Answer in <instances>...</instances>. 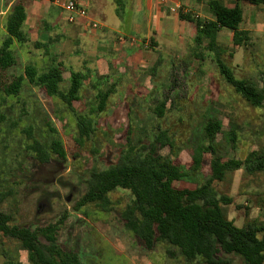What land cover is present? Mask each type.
<instances>
[{"label": "rangeland", "instance_id": "374dc122", "mask_svg": "<svg viewBox=\"0 0 264 264\" xmlns=\"http://www.w3.org/2000/svg\"><path fill=\"white\" fill-rule=\"evenodd\" d=\"M48 36L53 39L46 42L47 54L43 46L16 45V64L9 73L23 74L27 66L40 72L50 64V54H55L64 66L62 90L69 85L70 69L81 71L87 77L80 88V99L73 103L72 109L55 97H45L27 79L22 81L17 94L0 92V190L11 194L7 203L0 205V211L10 212L12 223L32 227L55 222L67 213L58 239L61 244L77 250L82 264H186L177 248L158 242L152 250H147L123 227L119 213L131 201L128 190L118 188L109 194L110 211H102L94 205L73 210L75 200L84 189V180L90 171L114 162L128 144L146 142L160 130H166L174 141L171 151L166 146L159 150L160 154H168L187 166L191 145L203 141L202 124L210 118H217L222 124L216 141L223 159H242L248 151L264 143V105H249L225 82L207 52L200 49L203 54L200 66L192 64L195 56L189 52L184 55L176 52L178 55L160 59L153 66L122 64V71L118 69L113 76L109 75V82L115 86L104 109L97 111V90L91 86L96 77L82 62L84 56L80 51L77 55L71 53L78 46L71 40H62L60 44L53 33ZM37 38L45 40L40 35ZM137 49L145 54L148 50ZM230 52L225 51L220 56L235 77L261 86L264 35L254 33L247 45L232 46ZM170 84L174 86L168 91ZM107 86L102 89L106 90ZM165 94L169 98L164 115L157 117L154 108ZM88 119L92 131L77 140L76 123ZM229 127L237 132L234 149L222 139V132ZM54 138L62 142L65 159L50 149ZM33 139L39 140L49 151L47 162L34 158V152L28 148ZM207 176L208 168L204 165L199 171L175 181L174 185L195 187ZM214 187L231 197L232 202L223 205V210L236 226L247 222L248 214L264 221L263 172L230 171L222 181L215 182ZM9 257L29 264L27 251L19 248L15 240L0 234V264ZM231 259L232 264H240L238 257Z\"/></svg>", "mask_w": 264, "mask_h": 264}, {"label": "trees", "instance_id": "16d2710c", "mask_svg": "<svg viewBox=\"0 0 264 264\" xmlns=\"http://www.w3.org/2000/svg\"><path fill=\"white\" fill-rule=\"evenodd\" d=\"M127 1L112 0L119 17L125 14ZM248 1L264 7V0ZM206 4L215 14V20H202L181 12L178 14L181 19L194 23L195 44L199 45L202 38H207V49L215 51L216 34L226 27L232 30L234 45H247L248 32L239 28L242 20L239 6L236 4L227 7L221 0H209ZM25 17L21 0L14 1L4 20L6 35L0 44V92L7 95L17 94L22 87V81L27 79L45 97H55L72 109L73 103L80 99V88L87 74L70 69L69 85L66 90H62L60 85L64 79V66L55 54H50V64L40 72L33 66H27L23 74L9 73V69L16 64L14 41H28L22 30ZM34 45L43 46L47 54V44ZM213 61L225 82L249 105H264V72L260 73L261 86H258L252 81L235 77L232 69L219 55ZM175 71V68L172 69V75ZM95 77L91 86L97 90L96 110L101 111L115 84L109 82V75ZM172 79L175 78L172 76ZM106 85L108 88L103 90L102 86ZM173 86L170 84L168 91ZM168 98L165 94L158 100L154 108L157 117L164 115ZM76 126L77 140L88 136L93 129L89 119L77 122ZM221 129L222 124L217 118L207 119L202 124L203 141L191 145L190 163L187 166L181 165L168 154H160V149L167 146L171 151L174 146V141L166 130L153 133L146 142L128 144L121 149L114 162L89 172L73 210L78 211L87 205H94L102 211H110L109 194L118 188L125 189L129 191L131 201L120 211L119 218L123 227L145 249L152 250L158 242L166 243L179 250L186 264L196 261L203 264H232V256L238 257L240 264H264V221L248 220L241 227L236 226L223 210V205L232 202L231 197L219 193L214 187V183L222 181L230 171L242 169L247 174L264 173V143L248 151L242 159H223L219 152L220 145L216 141V134ZM222 134L223 141L232 149L236 148L237 132L234 128L229 127ZM28 148L34 152L36 160L47 162L50 159L49 151L39 140L33 139ZM50 149L59 158H66L59 139H52ZM204 165L208 168V176L203 182L195 187L174 185L175 181L199 171ZM10 196L9 192L0 190V205L7 203ZM66 218L67 213H64L55 222L32 227L12 223L11 213L0 211V234L15 240L19 248L27 251L29 264H82L76 249L59 242L58 231ZM1 264L21 263L17 258L9 257Z\"/></svg>", "mask_w": 264, "mask_h": 264}, {"label": "crops", "instance_id": "0c3cea01", "mask_svg": "<svg viewBox=\"0 0 264 264\" xmlns=\"http://www.w3.org/2000/svg\"><path fill=\"white\" fill-rule=\"evenodd\" d=\"M14 1L16 0H0V44L6 35L4 20ZM65 1L67 0H21L26 13L22 30L28 41H14L13 49L16 45L32 44L35 47L34 43L46 44L53 39L48 36L53 33L58 36L56 41L60 44L62 40H71L78 46L71 53L77 55L80 51L84 56L82 62L90 67L87 69H90L91 74L111 76L118 69V72L122 71V64L129 67H141V63L153 66L160 59L188 52L193 56L197 54L192 64L200 66L203 60L200 49L207 52L209 59L214 60L219 55L224 61L220 56L223 52L231 54L232 46L238 48L232 42V30L226 27L216 34L215 51L207 49V38H202L201 44H195L194 23L181 19L178 14L181 12L202 20H215V14L206 4L209 0H128L122 17L116 14L112 0H76L86 9L88 20L97 22L99 28L91 27L81 17H77L74 22H67L66 12L59 6ZM221 1L227 7L237 4L241 8L239 28L248 32L249 40L254 33L264 35L262 6L253 5L248 0ZM39 35L45 40L40 41L37 38ZM140 47L148 49L146 54L137 49ZM251 217L248 214V220H257L258 216Z\"/></svg>", "mask_w": 264, "mask_h": 264}, {"label": "built area", "instance_id": "2783aa9c", "mask_svg": "<svg viewBox=\"0 0 264 264\" xmlns=\"http://www.w3.org/2000/svg\"><path fill=\"white\" fill-rule=\"evenodd\" d=\"M158 1L165 2L166 0ZM59 6L66 12L67 22H74L77 17H81L85 19L91 27H100L97 22H92L88 20V14L86 9L82 5H80L76 0H67L65 2H61Z\"/></svg>", "mask_w": 264, "mask_h": 264}]
</instances>
